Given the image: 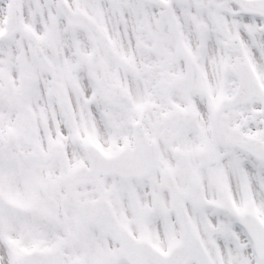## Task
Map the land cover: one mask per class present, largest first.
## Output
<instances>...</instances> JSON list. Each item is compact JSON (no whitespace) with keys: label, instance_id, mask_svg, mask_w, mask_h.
Instances as JSON below:
<instances>
[{"label":"flooded vegetation","instance_id":"1","mask_svg":"<svg viewBox=\"0 0 264 264\" xmlns=\"http://www.w3.org/2000/svg\"><path fill=\"white\" fill-rule=\"evenodd\" d=\"M41 4V9H37L35 16L38 23H35L33 30H37L38 33L43 34L50 38V6L52 7V0H36ZM216 0H212L215 3ZM231 0L225 1V9L227 6L232 5ZM11 3V4H10ZM24 5L22 0H0V28L6 17L8 6L10 5ZM25 11H27L26 6ZM219 7H222L220 5ZM53 9V8H52ZM43 11V12H42ZM55 17L57 13H54ZM144 19L151 22L153 17H147L143 13ZM43 18L45 22H42ZM171 24L174 21L170 18ZM44 25H47L45 30ZM168 25L166 22L161 26V30H167ZM172 34H176L175 27L171 28ZM22 34V33H21ZM172 37L169 36V39ZM37 42L34 36L29 32L22 35H16L10 40L4 41V44L0 45V69L10 67L21 75H28L32 77V82L29 89L25 94L22 93V87L13 84V88L6 90L3 95L4 102L14 103L19 105L21 109L19 111L22 114H18L20 118L17 121L16 132L22 136V133L26 129H30L27 132V140H19L20 143V161L26 160L23 153L37 152L44 154L45 152H59L69 153L70 162L63 165L58 164L55 168L50 166V156L48 164H32L34 170L31 173L32 176V191L34 193L39 192V182L41 180H61L62 177L71 174L75 168L84 164L89 170V165L85 158V148L88 144H93L106 156L116 154L122 146L132 145L131 140L133 138V124L140 118L142 121V128L148 135L152 133V120L150 114L147 111L141 113L140 103H131L127 109L119 108L115 103L108 102L106 96L111 92L108 88V80H105V68L106 62L101 58V70L103 76L100 80L95 79L97 82H91L87 78L86 66V50L85 45L77 44V48L74 51H65V61L63 66L64 73L70 82L65 90L68 92L69 102L72 110V116L63 117L59 116L56 109L61 112L58 105L53 103V99H47L46 94L43 92V85L39 89L33 88V74L35 69V51L32 49L33 43ZM216 41L212 39L209 49L203 52V59L208 56L211 58L212 54L217 55L218 51L215 48ZM48 45V52L50 56L54 53L50 51V43L45 41ZM212 47V50H211ZM172 48V47H169ZM246 51V50H245ZM71 52H73V60H71ZM167 55V54H166ZM253 56H251V59ZM77 59V60H76ZM208 62V60L206 59ZM255 63V61L252 64ZM199 64H202L201 61ZM256 64V63H255ZM206 74L202 76L204 82L201 89L202 94L200 96L193 95L192 100L196 97V107L202 112H205L209 108V117L213 123V131L207 132L208 139H212V150L217 153L213 157L215 158V165L220 162V158L224 156L228 157H241L245 160H251L252 164L245 162V167L241 170L243 182L245 187L249 185L256 186V200L257 210L255 213L262 225L264 226V160H257L250 155L249 152L242 150L240 147L247 143L248 139L254 138L264 142V115L262 117L257 116V112L261 109V103L254 97L247 99L244 103L237 107L222 110L220 101L223 98H231L234 96L237 88V79L235 84L233 82L226 85L228 90H224L218 98L217 94L221 90L212 80V68L207 65ZM108 68V66H107ZM50 69L54 73H59V69L50 64ZM255 70L261 75L262 73L256 67ZM234 76V74H233ZM75 79L76 82L72 80ZM263 80V78H262ZM207 81V82H206ZM122 83L124 89L128 86H133V83L128 85ZM97 90L94 101L86 96L92 95V92ZM75 91L76 93H73ZM173 93L170 94V96ZM77 96V98H76ZM199 97V98H198ZM26 104V109L23 108V103ZM213 107V109H212ZM24 112V113H23ZM166 112V111H165ZM164 112V113H165ZM62 113V112H61ZM166 114V113H165ZM180 121V124L175 131L176 143H179L183 148L186 142H191L192 132L188 133L185 126L181 125L184 117L179 113L176 116ZM166 117L163 118V121ZM162 121V122H163ZM60 123V124H59ZM218 124V127H217ZM160 131L157 133H163L165 131L164 126L161 125ZM24 128H26L24 130ZM157 130V127L154 131ZM62 133V137L60 134ZM37 135L39 141H34V137ZM64 138V139H63ZM174 145V144H173ZM172 145V146H173ZM172 146L162 145L160 151V168L152 172L142 180H136L134 178L123 179L116 175H100L93 185L80 186L76 189L68 190L64 188L63 197L65 204L68 206L69 225H67V232L73 237H76L80 248L78 254L82 261L77 264H97L105 260L115 261L116 264H130L128 259L130 257H139V253L133 254L123 253L120 244L114 242L107 235L101 234L93 228V232L89 225L84 220V216L81 215L73 204L78 200L92 201L96 199H104L110 203L112 211L118 220V223L124 228L131 239L138 243L150 242L158 250L164 251L170 244L180 240L181 234L178 231L175 224V215L171 210V197L163 183V171H170L175 179L176 186L181 191H189V179L181 175V172H185L186 175L195 177L197 172L195 171L196 164L187 163L184 167L180 160H174L172 157ZM31 151V152H28ZM49 153V154H50ZM177 155V154H176ZM157 172V173H156ZM255 173V179H254ZM194 180V179H193ZM192 183V182H191ZM163 189H159L158 186ZM25 193H30L26 189ZM27 197L29 195L25 194ZM195 192L192 193V198L195 197ZM41 202L47 201L44 195H39ZM213 201H217V197H212ZM225 202H229L227 199L223 200V207L212 206V209L219 208L231 215H234L231 207ZM49 203V202H48ZM261 204V205H260ZM260 205V206H259ZM161 208V212H160ZM189 214L194 206L189 203ZM170 209V210H169ZM50 210V205H49ZM46 211L45 215L37 216L33 223V229L30 232H23L22 223L18 224L17 219L10 214L11 225L10 232L6 234L7 242H3L6 247L15 245V253L11 256L10 260H17L18 256L23 252V249H28L30 246L41 247L42 249L50 248V212ZM163 210V212H162ZM169 222V228H167V221ZM67 219V218H66ZM193 214L191 216L192 228L197 232L196 225L192 222ZM79 225L75 230L73 225ZM218 236V234H217ZM246 239V235L242 234ZM71 237V236H70ZM72 237V238H73ZM216 238V234L214 235ZM80 241V242H79ZM247 243L249 242L246 240ZM107 242V246H106ZM259 246L264 248V232L259 235ZM31 243L24 247V244ZM45 244V245H43ZM223 242L220 239L219 245ZM250 248V247H249ZM102 249H106V252L101 257L96 258L92 262L89 257L101 252ZM6 250L0 248V256L7 261ZM96 254H95V253ZM86 257V258H84ZM3 260V259H2ZM87 261V262H86ZM73 264V263H71ZM148 264H151L148 262ZM253 264H264V259L255 261Z\"/></svg>","mask_w":264,"mask_h":264},{"label":"rangeland","instance_id":"2","mask_svg":"<svg viewBox=\"0 0 264 264\" xmlns=\"http://www.w3.org/2000/svg\"><path fill=\"white\" fill-rule=\"evenodd\" d=\"M222 1V7H219ZM225 1L227 0H220L213 3L211 0H175L170 7L159 12L158 15H168L169 9L176 8L177 10L174 14L175 18H180L182 20L184 31L188 35L186 36L185 33L182 34V45L185 54L183 53V56L176 66L168 65V59L161 58L160 55H157L160 51L157 53L154 52L153 54V49H151L146 60L141 58L142 67L146 68H143L146 85L144 88H141L138 81L135 80L133 94L135 101H140V103H142L143 100H148L150 103L154 104L150 107V118L152 121H158L159 118L162 117L161 115L163 112L167 111L170 107L195 109L197 98L195 97L193 100L192 98L193 95L200 96L202 94L201 89L204 84L202 76L206 74L207 65L212 68L213 82L221 89L219 90L220 94H217V96L224 94V90H228L226 87L228 83L233 82L235 84L236 79L232 74V70L239 60L250 59L252 63L255 61L256 64L254 63V65L260 70L264 80V20L255 17L248 19L238 8L232 5L227 6L228 9L226 10L224 5ZM22 2L27 8L26 20H31L33 24L38 23L35 16L37 9L33 1L22 0ZM69 2L74 8L82 9V11L93 15L95 18H97L99 14H102V12L108 14L110 18H116L117 13L122 10L123 7L125 11H134L133 14L142 11V9L136 6L131 0H102L97 4L86 0H69ZM55 7L57 9L56 4ZM133 18L136 19V16H133ZM161 19L163 20V18ZM199 22H205L208 25V29L205 32H199L197 30V23ZM233 37H238L242 42L243 51L240 54H236L228 49L227 39ZM212 39L216 41L215 48L218 53L216 56L212 54L211 58L208 56L206 58L208 60L207 62L205 58L203 59V51L208 49L207 40ZM203 42H205V45H203ZM130 51L136 53L132 48H130ZM251 56H253L252 59ZM200 61L202 64H199ZM224 67H228L227 76L221 74V68ZM2 72L3 71L0 69V74H2L1 80L3 78L5 82L12 83L14 79L13 75H4ZM38 73L39 76L42 77L40 81L41 84H50L52 82L53 78L50 77L47 70L39 68ZM177 75L186 76L188 89L185 91H165V89L170 87L172 79ZM5 76L7 80H5ZM60 82H64L62 78ZM171 93L173 94L165 99V96ZM6 111H10V108L6 107ZM198 111L201 115L202 112L199 109ZM200 117L203 118L200 119ZM201 120L203 121L202 127L200 125ZM2 121L3 120L0 121V125ZM210 130L213 131V128ZM210 130L206 123V113L204 112L202 116L198 115L196 125L187 128L188 133L193 132L194 139L196 138L194 143L199 142L198 145L190 146L186 142L183 148L180 144H177L172 147V151L177 146L182 149V152L176 155L175 151H173L172 157L174 160H180L184 167L187 163L196 164L195 171L197 174L201 173V171L205 174L203 179L208 178L207 180H209L212 178V183L208 182V184L212 190V196H216L218 201L223 200L227 195V197H231L232 201L235 200L239 208H257L256 196L251 194V192L256 194V186L253 185L251 188H245L241 180V159L234 158L233 160L222 162L221 164H217L216 167L213 166L206 170L201 168V161L199 160V154L196 149L201 145V142L208 145V140L209 144L212 145V140L208 139L206 136L207 131L210 132ZM6 138V134L2 133L0 129V144L2 148H6L4 146ZM6 161L7 160L4 159V163ZM197 161L200 162V164ZM220 166H224L225 169L222 170ZM234 168L236 170H234ZM228 174H230L232 182H229V180L227 181ZM181 175L188 179L192 178V176L186 175L184 171L181 172ZM2 220L5 223H11L9 217H4ZM193 221L198 229V233L204 238L209 247V257L213 264H253V253L250 251L249 242L247 243V238H243L242 241L241 237H243L242 234L244 233L237 227L235 218L230 214L223 213L219 210L212 211V208H204L203 210L193 211ZM55 224V222L50 223V227L58 228ZM73 226L75 230L79 227V225L75 224ZM6 227H8V225H6ZM215 234L216 238L214 237ZM56 238L57 236L52 233L50 236V245L54 243ZM218 238L223 240L222 245H219ZM29 244L30 243L24 244V247ZM79 248L80 246L77 242L76 245L68 251V259L73 264L82 261V259L78 258L80 257L77 252ZM105 252L106 249H102V251L97 254L94 252L96 255H91L89 259L94 262L97 256L101 257Z\"/></svg>","mask_w":264,"mask_h":264},{"label":"water","instance_id":"3","mask_svg":"<svg viewBox=\"0 0 264 264\" xmlns=\"http://www.w3.org/2000/svg\"><path fill=\"white\" fill-rule=\"evenodd\" d=\"M47 256H48L47 253H46V254L36 253V254L33 255V258L35 259V262L38 261L39 264H43L42 261H43L44 259H46ZM60 258H61V256H60Z\"/></svg>","mask_w":264,"mask_h":264}]
</instances>
